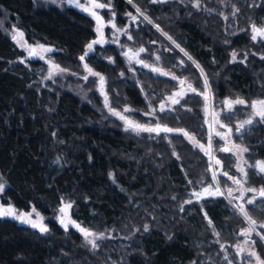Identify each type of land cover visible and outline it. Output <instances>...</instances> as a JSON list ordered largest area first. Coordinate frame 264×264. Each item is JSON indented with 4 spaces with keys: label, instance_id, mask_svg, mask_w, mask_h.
Masks as SVG:
<instances>
[{
    "label": "trees",
    "instance_id": "16d2710c",
    "mask_svg": "<svg viewBox=\"0 0 264 264\" xmlns=\"http://www.w3.org/2000/svg\"><path fill=\"white\" fill-rule=\"evenodd\" d=\"M40 2L0 0V186L6 184L5 204L37 210L48 230L0 216V264L254 263L247 256L240 262L234 250L247 224L242 216L222 209V197L198 201L194 192L216 186L203 110L207 86L216 108L264 98V38L255 39L264 0H134L182 49L146 23L130 25L123 43L145 47L151 61L157 54L179 80L129 65L119 44L98 43L88 11L65 0ZM112 3L125 24L122 15L134 7ZM16 30L30 44L53 46L52 60L69 74L48 79L45 62L26 59ZM184 81L196 93L173 111L147 115ZM126 106L142 133L115 116ZM248 110L235 111L241 117ZM223 112L226 122H237ZM250 131L243 144L260 169L264 122ZM215 154L226 185L235 158L219 139ZM249 172L248 186L264 194V177ZM68 205L79 225L102 236L98 248L62 227ZM246 211L264 233V196ZM254 240L264 264V240Z\"/></svg>",
    "mask_w": 264,
    "mask_h": 264
},
{
    "label": "rangeland",
    "instance_id": "374dc122",
    "mask_svg": "<svg viewBox=\"0 0 264 264\" xmlns=\"http://www.w3.org/2000/svg\"><path fill=\"white\" fill-rule=\"evenodd\" d=\"M40 3H49L54 0H40ZM67 4L75 5L76 7L88 11L93 15L97 21V31H98V43L106 44H119L122 49V53L126 54L127 63L129 65L135 66L138 65L140 68H145L153 71L155 74L168 77L171 79L179 80V78L169 69H166L161 65V60L156 54L154 56V61H151L147 58V49L145 47H129L126 43H123V37L126 36L128 39L131 38L129 32L130 25L141 23L145 26H153L160 34H162L168 41L172 42L174 46L179 49H182L172 38L165 33L161 27L150 18L147 13L140 9L134 4V0H126L131 4L135 12H128L123 14L125 18V24L121 25L117 20L118 14L113 10V0H65ZM169 0H151L154 3H164ZM16 43L20 48L26 52V59H39L45 62L49 68L48 79H55L57 77L65 78L69 73L56 64L52 60V53L55 52V48L50 45L35 43L30 44L25 39V36L22 31L16 30L15 32ZM259 37L264 38V27L259 29L258 34L255 36V39ZM157 43V42H156ZM185 53V52H184ZM192 61L193 59L185 53ZM198 69L202 68L195 63ZM202 72V71H201ZM203 73V72H202ZM89 74L83 76L82 78H89ZM101 81L104 80L101 78ZM207 83V79H205ZM208 85V84H207ZM206 85V86H207ZM195 88L192 83L189 81H184L178 84V87L167 95L155 109H152L147 115L154 116L158 112L173 111L174 108L179 105V103L189 95H192L195 92ZM206 105L204 107L205 121L208 127V145L207 153L210 160V169L213 174L214 183L220 188L221 194H223V204H221L222 209L229 211H234L235 213L242 216L246 221V227L242 230L241 237L242 239L234 247L238 260L242 262L244 257L252 259L254 263L252 264H263L260 258L256 255L255 250V240L254 236L258 235L261 239L264 240V233L259 229L262 227L256 225L248 216L246 211V205L253 204L256 202V199L260 197L258 194L259 191L261 196V189L259 188H250L247 184L250 179V169H255L256 174H260L264 177V159H262V164H260V169L257 168L256 163L253 164L249 159V154L251 150L243 143L245 142V133L251 132L253 126H256L260 122H264V98L259 100H254L251 103H247L242 99L232 100V107H215L212 91L209 86H207L205 93ZM238 105L249 107V110L245 112L241 117L236 113V107ZM226 111L228 115L236 119L234 125L229 124L226 120L222 119L223 111ZM134 111L131 107H125L123 110L115 113L121 121L126 125V129L132 131L133 133L140 134L143 132V126L138 125L137 122L132 118L131 112ZM238 136V137H237ZM216 139L221 141V147L224 150L225 147H228L229 153L235 158V176L231 179L230 183L226 185L221 184L218 175L217 169V159L215 154ZM258 141L257 137H253L252 141ZM259 159H257L258 162ZM260 161V160H259ZM262 166V168H261ZM238 182V183H237ZM240 188V189H238ZM6 184L2 183L0 186V216L2 218H10L14 220H19L25 225H29L39 231L45 233L48 228L45 224V219L35 209H31L29 212H22L18 210L13 204H5L3 202V193L5 192ZM244 193L242 196L241 194ZM243 204V207L241 205ZM4 210V213L1 215V211ZM71 205H68V208L61 210L60 219L62 227L65 230L73 228L77 230L84 237L85 241L90 243L92 246L98 248L96 241L101 235L83 228L79 225L71 216ZM207 220H210L209 216H205ZM116 263V262H114ZM250 264V263H249Z\"/></svg>",
    "mask_w": 264,
    "mask_h": 264
},
{
    "label": "flooded vegetation",
    "instance_id": "af4514ba",
    "mask_svg": "<svg viewBox=\"0 0 264 264\" xmlns=\"http://www.w3.org/2000/svg\"><path fill=\"white\" fill-rule=\"evenodd\" d=\"M238 183V182H237ZM208 190L207 193H204V190ZM240 189V188H238ZM196 192H200L201 193V197H199V195H196V199L201 198V200H207V199H214V198H220L223 197V194H221L220 192V188H218V186H212V187H207V188H203L200 191H196ZM244 194V193H243ZM261 197V193H258Z\"/></svg>",
    "mask_w": 264,
    "mask_h": 264
},
{
    "label": "water",
    "instance_id": "95a60500",
    "mask_svg": "<svg viewBox=\"0 0 264 264\" xmlns=\"http://www.w3.org/2000/svg\"><path fill=\"white\" fill-rule=\"evenodd\" d=\"M224 150H225L226 153H229V149H228V147H225ZM207 192H208L207 189L204 190V193H207ZM194 195H199V197H201V196H200V195H201L200 192H194ZM197 200H198V201H201V198H198ZM3 213H4V210L1 211V215H2Z\"/></svg>",
    "mask_w": 264,
    "mask_h": 264
}]
</instances>
